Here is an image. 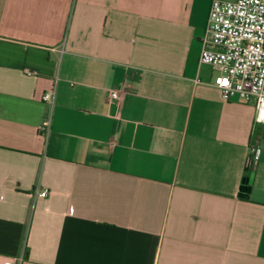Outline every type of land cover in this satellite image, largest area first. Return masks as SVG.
<instances>
[{"label":"crops","instance_id":"1","mask_svg":"<svg viewBox=\"0 0 264 264\" xmlns=\"http://www.w3.org/2000/svg\"><path fill=\"white\" fill-rule=\"evenodd\" d=\"M211 2L0 0V264H264V121L200 63Z\"/></svg>","mask_w":264,"mask_h":264},{"label":"built area","instance_id":"2","mask_svg":"<svg viewBox=\"0 0 264 264\" xmlns=\"http://www.w3.org/2000/svg\"><path fill=\"white\" fill-rule=\"evenodd\" d=\"M200 63L212 65L225 99L256 100V121H264V0H212L202 38ZM48 92L45 100H52ZM111 100L119 94L111 92ZM48 190L39 193L47 197ZM5 264H14L7 261Z\"/></svg>","mask_w":264,"mask_h":264},{"label":"water","instance_id":"3","mask_svg":"<svg viewBox=\"0 0 264 264\" xmlns=\"http://www.w3.org/2000/svg\"><path fill=\"white\" fill-rule=\"evenodd\" d=\"M254 176H255V170H253L248 178V183H247V189L240 194L241 197L243 198H249L251 190H252V185L254 181Z\"/></svg>","mask_w":264,"mask_h":264},{"label":"trees","instance_id":"4","mask_svg":"<svg viewBox=\"0 0 264 264\" xmlns=\"http://www.w3.org/2000/svg\"><path fill=\"white\" fill-rule=\"evenodd\" d=\"M248 177L245 178L244 184L242 185V192L247 189Z\"/></svg>","mask_w":264,"mask_h":264}]
</instances>
